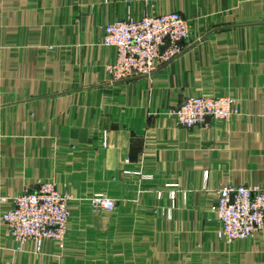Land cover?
<instances>
[{
    "label": "crops",
    "instance_id": "1",
    "mask_svg": "<svg viewBox=\"0 0 264 264\" xmlns=\"http://www.w3.org/2000/svg\"><path fill=\"white\" fill-rule=\"evenodd\" d=\"M169 12L190 26L182 52L112 80L104 26ZM217 95L238 115L167 114ZM45 181L71 196L63 248L17 245L0 221V264H264V226L226 244L212 212L220 186H264V0H0V214Z\"/></svg>",
    "mask_w": 264,
    "mask_h": 264
},
{
    "label": "built area",
    "instance_id": "2",
    "mask_svg": "<svg viewBox=\"0 0 264 264\" xmlns=\"http://www.w3.org/2000/svg\"><path fill=\"white\" fill-rule=\"evenodd\" d=\"M189 38L190 26L177 12L115 20L103 28V45L116 49V60L107 65V72L114 81L148 77L159 65L176 58ZM237 113L235 99L229 95L189 97L167 112L184 129L205 126L208 119L228 121ZM106 136L103 132L102 147L107 145ZM174 197L175 191L171 190L169 198ZM70 199L69 193L59 191L53 181L40 183L35 191H23L13 199L12 207L0 214L7 238L17 245L31 241L36 251L46 239L62 249ZM88 204L94 210L115 208L114 201L96 194L88 199ZM212 212L218 224L215 232L218 240L229 244L249 239L264 226V186H220Z\"/></svg>",
    "mask_w": 264,
    "mask_h": 264
},
{
    "label": "rangeland",
    "instance_id": "3",
    "mask_svg": "<svg viewBox=\"0 0 264 264\" xmlns=\"http://www.w3.org/2000/svg\"><path fill=\"white\" fill-rule=\"evenodd\" d=\"M236 109H237V107H236ZM237 110H238V109H237ZM238 113H239V111H238ZM238 113H237V115H238ZM235 116H236V115H235ZM235 116H233V117H235ZM233 117H232V118H233ZM232 118H230V119H232ZM230 119H229V120H230ZM208 120H209V119H208ZM206 125H207V122H206ZM206 125H205V126H206ZM201 126H204V125H201ZM196 127H197V126H196ZM170 188H172V187H170ZM172 190H173V189H172ZM170 191H171V190H169V192H170ZM169 192H168V197H169ZM96 195H102V194H99V193H98V194H96ZM102 196H103V195H102ZM70 197H71V196H70ZM104 197H105V196H104ZM105 198H106V197H105ZM69 201H70V200H69ZM89 206H90V205H89ZM67 222H68V221H67ZM66 229H67V224H66Z\"/></svg>",
    "mask_w": 264,
    "mask_h": 264
}]
</instances>
